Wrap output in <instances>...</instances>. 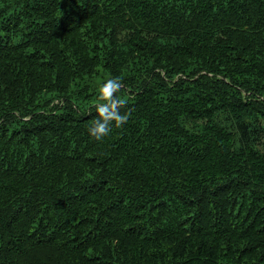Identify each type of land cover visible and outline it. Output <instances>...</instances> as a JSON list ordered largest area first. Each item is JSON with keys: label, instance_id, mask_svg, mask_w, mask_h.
<instances>
[{"label": "trees", "instance_id": "trees-1", "mask_svg": "<svg viewBox=\"0 0 264 264\" xmlns=\"http://www.w3.org/2000/svg\"><path fill=\"white\" fill-rule=\"evenodd\" d=\"M0 264H264V0H0Z\"/></svg>", "mask_w": 264, "mask_h": 264}, {"label": "clouds", "instance_id": "clouds-1", "mask_svg": "<svg viewBox=\"0 0 264 264\" xmlns=\"http://www.w3.org/2000/svg\"><path fill=\"white\" fill-rule=\"evenodd\" d=\"M120 87V80L116 77L108 78L98 86L97 94L104 102L96 105L99 116L88 129L90 134L97 139L109 132L112 121L120 125L127 119V115L122 114L118 109V105L123 104L124 101L113 95Z\"/></svg>", "mask_w": 264, "mask_h": 264}]
</instances>
